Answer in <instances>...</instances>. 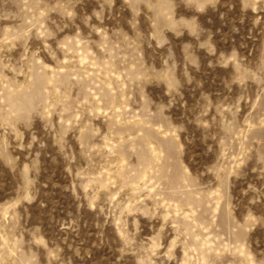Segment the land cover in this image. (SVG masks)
Wrapping results in <instances>:
<instances>
[{
  "label": "rangeland",
  "instance_id": "rangeland-1",
  "mask_svg": "<svg viewBox=\"0 0 264 264\" xmlns=\"http://www.w3.org/2000/svg\"><path fill=\"white\" fill-rule=\"evenodd\" d=\"M0 264H264V0H0Z\"/></svg>",
  "mask_w": 264,
  "mask_h": 264
}]
</instances>
